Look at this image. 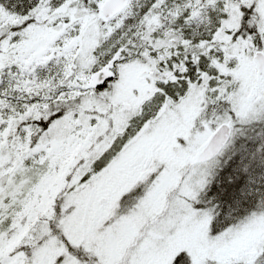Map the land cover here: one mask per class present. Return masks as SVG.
<instances>
[{
    "label": "snow or ice",
    "instance_id": "1",
    "mask_svg": "<svg viewBox=\"0 0 264 264\" xmlns=\"http://www.w3.org/2000/svg\"><path fill=\"white\" fill-rule=\"evenodd\" d=\"M0 264H264V0H0Z\"/></svg>",
    "mask_w": 264,
    "mask_h": 264
},
{
    "label": "trees",
    "instance_id": "2",
    "mask_svg": "<svg viewBox=\"0 0 264 264\" xmlns=\"http://www.w3.org/2000/svg\"><path fill=\"white\" fill-rule=\"evenodd\" d=\"M224 167H227V165L224 164V165L222 166V168L220 169V171H222ZM211 179H212V182H213V183H215L217 186L219 185L220 180L217 179L216 176H213ZM210 186H211V185H210ZM231 211H232V206H231V205L227 206V211H225V213H224V215H223V220H224L225 222H227L228 219L230 218V217H229V213H230Z\"/></svg>",
    "mask_w": 264,
    "mask_h": 264
},
{
    "label": "rangeland",
    "instance_id": "3",
    "mask_svg": "<svg viewBox=\"0 0 264 264\" xmlns=\"http://www.w3.org/2000/svg\"><path fill=\"white\" fill-rule=\"evenodd\" d=\"M224 164H223V162H222V166H223ZM222 168V167H221Z\"/></svg>",
    "mask_w": 264,
    "mask_h": 264
}]
</instances>
